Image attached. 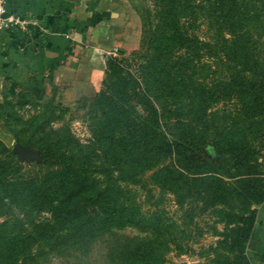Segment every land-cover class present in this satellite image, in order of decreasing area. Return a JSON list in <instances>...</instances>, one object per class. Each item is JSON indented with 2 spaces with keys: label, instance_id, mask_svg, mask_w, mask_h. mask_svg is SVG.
<instances>
[{
  "label": "trees",
  "instance_id": "16d2710c",
  "mask_svg": "<svg viewBox=\"0 0 264 264\" xmlns=\"http://www.w3.org/2000/svg\"><path fill=\"white\" fill-rule=\"evenodd\" d=\"M155 2L156 24L141 61L131 70L127 56H107L102 86L82 96L91 118L86 140L44 134L37 139L40 158L28 165L0 149V264H24L33 246L53 250L125 224L150 234L123 250L126 264H153L167 243L163 232L174 224L160 206L165 194L185 224L203 206L226 205L216 209L223 227L209 245L210 262L251 264L242 248L256 209H234L230 201L264 200V184L252 171L254 148L242 132L264 117V54L254 37L261 10L244 0H203V19L213 28L202 37L184 25L192 13L188 0ZM228 97L237 103L239 129L215 144L243 177L233 190L210 174L215 157L203 151L213 127L210 108ZM160 109L172 117L173 133L163 128ZM131 184L155 189V205L142 207Z\"/></svg>",
  "mask_w": 264,
  "mask_h": 264
},
{
  "label": "rangeland",
  "instance_id": "374dc122",
  "mask_svg": "<svg viewBox=\"0 0 264 264\" xmlns=\"http://www.w3.org/2000/svg\"><path fill=\"white\" fill-rule=\"evenodd\" d=\"M244 1L253 7L259 6L261 10L259 13L261 21L255 22L258 25L254 30V37L256 45L258 43V50L264 54V0ZM188 3H190L192 13L184 18L186 29H192L202 37L206 33H210L213 27L203 19V0H188ZM108 7L115 14L112 25L117 32L119 48L107 56H127L130 59L127 64L133 70L142 59L140 54L142 56L145 52L147 33L155 28L156 2L155 0H108ZM262 39L263 42L260 43ZM104 73L105 63L96 90L102 86ZM83 97L81 99L72 98L63 87L53 84L34 88H18L9 81L0 78V149H6L13 153L12 142H24L29 138L31 142L26 144L36 149L37 157L33 159H37L40 158V140L37 141V139L43 137L44 134L54 138L58 134L68 133L81 141L86 140L90 135L91 118L88 99ZM157 103L169 106L167 99L161 97L158 98ZM237 112V103L233 98L218 99L210 108V113L207 116L208 123L213 127L207 134V141L203 145L204 153L215 157L214 171H210V174L215 175L219 182L230 190L235 189L243 177L230 165L227 154H217L218 146L215 143H221V141L224 143L227 136L228 138L232 137L230 134L237 132L239 129ZM160 117L163 128L167 132L173 133V119L165 109H160ZM243 128H246L243 129V134L246 135L250 145L254 148L252 171L264 184V117ZM13 154L16 158L15 153ZM16 160L18 159L16 158ZM18 161L23 165H28L30 160ZM129 186L142 207L155 205L157 192L155 189H151V194L146 191L145 187L137 184ZM230 204L234 209L245 206L256 209L259 206V203H255L246 196L233 197ZM160 206H162L167 219L174 224L172 228L169 227L163 232L164 235L165 232L168 234L166 236L167 243L158 261L153 264H211L212 251L209 249V245H214L215 240L219 237L217 232L221 231L223 227L216 209L227 206L220 205L213 208L203 206L202 209H195L193 221L196 225L191 222L185 224L186 219L181 218V209L173 202L170 195L165 194L160 199ZM37 215L41 218L47 214L40 212ZM177 229H182L185 235L178 238L175 235ZM143 235L150 236L148 231L134 225L112 226L90 239L59 246L53 250L46 249L45 245L33 246L24 264H126L123 250ZM251 237L252 230L242 248L247 259H249L248 245ZM221 251L224 252L223 249Z\"/></svg>",
  "mask_w": 264,
  "mask_h": 264
},
{
  "label": "crops",
  "instance_id": "0c3cea01",
  "mask_svg": "<svg viewBox=\"0 0 264 264\" xmlns=\"http://www.w3.org/2000/svg\"><path fill=\"white\" fill-rule=\"evenodd\" d=\"M4 9L14 21L0 27L1 79L53 84L72 98L95 92L105 57L119 48L108 0H4ZM248 247L250 263L264 264V200Z\"/></svg>",
  "mask_w": 264,
  "mask_h": 264
},
{
  "label": "water",
  "instance_id": "95a60500",
  "mask_svg": "<svg viewBox=\"0 0 264 264\" xmlns=\"http://www.w3.org/2000/svg\"><path fill=\"white\" fill-rule=\"evenodd\" d=\"M11 150L18 160L27 161L37 157V151L34 147L17 141L11 143Z\"/></svg>",
  "mask_w": 264,
  "mask_h": 264
},
{
  "label": "built area",
  "instance_id": "2783aa9c",
  "mask_svg": "<svg viewBox=\"0 0 264 264\" xmlns=\"http://www.w3.org/2000/svg\"><path fill=\"white\" fill-rule=\"evenodd\" d=\"M4 0H0V27L5 26L9 21H14L4 12Z\"/></svg>",
  "mask_w": 264,
  "mask_h": 264
}]
</instances>
